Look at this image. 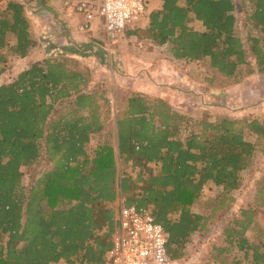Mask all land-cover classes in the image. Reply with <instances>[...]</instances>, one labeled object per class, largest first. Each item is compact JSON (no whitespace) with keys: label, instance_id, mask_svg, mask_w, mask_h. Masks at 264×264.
Wrapping results in <instances>:
<instances>
[{"label":"trees","instance_id":"trees-1","mask_svg":"<svg viewBox=\"0 0 264 264\" xmlns=\"http://www.w3.org/2000/svg\"><path fill=\"white\" fill-rule=\"evenodd\" d=\"M161 1L148 27L129 36L168 46L172 58L207 66L213 78L235 79L244 71L264 77V0ZM238 8L245 12V37L237 30ZM193 21L203 31L194 29ZM36 45L24 6L10 1L0 14V77L10 56L24 59ZM88 83L85 72L45 60L0 85V264H107L118 226L113 207L118 186L128 205L152 208L168 234L173 259L181 260L192 238L210 230L219 215L231 220L222 232L227 246L217 248L216 257L238 253L236 264H264V227L258 219L264 176L257 209L229 212L231 194L242 187L243 172L264 147V119L194 122L164 100L134 95L114 118L116 143L100 145L92 154L91 137L110 122L105 108L111 100L104 90L87 92ZM62 104L65 111L53 119ZM248 133L255 143L246 139ZM109 135L113 138V129ZM43 150L51 167L27 189L22 169L32 167ZM119 162L130 164L132 172L124 174ZM209 182L222 192L207 215L196 213Z\"/></svg>","mask_w":264,"mask_h":264},{"label":"rangeland","instance_id":"rangeland-1","mask_svg":"<svg viewBox=\"0 0 264 264\" xmlns=\"http://www.w3.org/2000/svg\"><path fill=\"white\" fill-rule=\"evenodd\" d=\"M10 1L19 2L24 6L25 13L31 24L33 37L36 39V42L39 45L38 47L40 48L37 50L38 53L36 55H30L25 61L21 60L19 57L10 56L5 65V72L0 77V85L11 83L16 79L20 72L26 68V66L34 62L42 64L45 59L64 62L68 67L81 70L86 74L87 72H90L91 80L86 87L87 92L100 93L104 90L107 93V98L118 96L117 99L119 100L120 96V99H122L116 102V104H111L113 109H109L110 114L108 115L110 122L106 124L107 127L103 133L93 137L91 151L99 144L115 142L116 130L114 118L117 115L116 107L121 111V107L124 106L126 94L124 92L126 91L124 87H127V84L129 86L132 85L133 81L131 78L136 77V71L141 72L143 70H152V64L161 56L164 59L172 58L169 54V47H159L151 41L140 40L135 35L129 36L128 33L121 35L118 40L109 44L105 40L102 32L99 31L98 35L93 40L95 43L100 41L105 49L106 47L107 49H114V46L117 45L123 46L126 52L129 51L127 52L129 60L134 64L137 63L141 65L137 68L129 67V70L127 69V71H124L123 65L120 63L121 66H117L115 70L118 73L122 72V74L126 72L128 75V78L126 79L127 82L117 76L116 79L113 80L111 78L113 71H111L109 66H105V62L103 61L107 60V57L99 47H96V44H92V50L88 52L84 47L75 43L76 41H72L66 35L64 36L62 24H60L62 23V20L59 17V13H61V9H63L62 0H0V14L6 12L7 5ZM69 7L72 6L70 5ZM69 10L72 11H69L72 15L76 14L73 7ZM236 16L239 19L237 30L245 37L249 33L247 29L243 30L242 26V22L245 20V12L238 8ZM77 25L78 23L75 25L76 28ZM40 27H43V32L39 29ZM192 27L198 31H203V27L199 22L193 21ZM258 34L257 31H253V35L257 36ZM9 40L10 45H13L14 38L10 37ZM53 47H64L66 50H64V54H60L56 49L53 50ZM129 47L131 49H128ZM176 62L177 65L173 66V70L171 71V74L168 75L167 79H164L167 76L164 73L152 77L153 72H148L150 78H155L156 81L153 82L154 86L151 87V89H153L151 90L153 95L148 97L146 95L144 96L148 99L154 100L162 98V96L169 99V95L172 99L175 98L174 95H178L182 98L179 100V106L174 107L171 105V107L185 113L186 115H184L191 118L194 122L202 120L203 117H208L211 121H214L217 117L241 118L247 116L249 119H264L263 76L259 74L249 75L244 71L235 79L227 80L217 76L213 78L211 69L207 66L203 65L200 67L199 63L189 64L178 60ZM143 66H145V69H143ZM101 72L103 75L100 74ZM183 72L187 76L185 78L186 81H184L182 77ZM209 76L212 78L211 84L205 81ZM104 80L108 84L105 83ZM112 83L116 86L115 89L113 88ZM106 84L109 87H107ZM118 86L121 87L122 90L118 91ZM128 92L132 93L133 91L128 89ZM66 107L67 104L60 105L58 112L53 116V119L61 115ZM112 129L113 138L109 135V131ZM194 130H196V127H194ZM246 139L253 143L256 142V136L253 134L248 133ZM46 167L47 162L42 157L41 162L31 170L24 169L25 188H28L31 178L38 176ZM152 167L154 170L158 169L155 165ZM122 169L123 172H126L127 174L132 172L130 164L128 166L123 165ZM242 175V187L233 192L230 196L233 199L231 210L229 211L230 214L235 213L238 215L241 209L245 207L257 209V190L259 189V183L264 176V147L258 149L254 162L250 168L243 172ZM133 176H135V173ZM221 192V187H217L211 182L206 184L202 193L201 204L194 209V212L207 215L211 208L214 207L215 199ZM219 212L220 214L222 213V211ZM258 219L264 227V206L259 208ZM230 220L231 218L228 220L227 217L220 219L219 215L214 217L209 225L210 230H206L201 234H196L192 238V241L186 246L185 256L179 260V264H236V257L240 255L238 253H225L216 257L218 253L217 248L227 246L222 232L224 229L223 227H226ZM248 235L251 236V239L258 240V236H254L251 231ZM238 258H240V256H238ZM239 264H252V262L250 260L241 261Z\"/></svg>","mask_w":264,"mask_h":264},{"label":"built area","instance_id":"built-area-1","mask_svg":"<svg viewBox=\"0 0 264 264\" xmlns=\"http://www.w3.org/2000/svg\"><path fill=\"white\" fill-rule=\"evenodd\" d=\"M152 0H69L67 5L84 21L80 33L92 31L95 21L107 43L111 44L129 31L143 30L150 23ZM118 226L107 264H179L168 252V234L156 222L151 207L128 205L124 198L118 204Z\"/></svg>","mask_w":264,"mask_h":264},{"label":"crops","instance_id":"crops-1","mask_svg":"<svg viewBox=\"0 0 264 264\" xmlns=\"http://www.w3.org/2000/svg\"><path fill=\"white\" fill-rule=\"evenodd\" d=\"M67 1H69V0H62V6H63V9H61V13H59V17H60V19L62 20V23H60V24H62V28H63V33H64V36L66 35L69 39H71L72 41H76L75 43H77V44H79V46H81V47H84L88 52H90L91 50H92V44H96V47H99V49H101V51L103 52V53H105V56L107 57V60H103L104 62H105V66H109L110 67V69H111V71H113V74L111 75V78L113 79V80H115L116 79V76L117 77H119V78H121V79H124L126 82H127V78H128V75H127V73L126 72H124V74H122V72H117L116 70H115V68L117 67V66H121L120 65V63L123 65V70L125 71H127V69L129 68V67H134V68H137V67H139V66H141L140 64H134V63H132L131 62V60H129V57H128V53L127 52H129V51H125L124 50V47L123 46H120V45H117V46H114V49H107V47H106V49H105V47H104V45H102V43L100 42V41H98L97 43H95V41H93L94 40V38H96V36L98 35V32L99 31H101L102 32V34H103V31H102V29L100 28V20H96L95 21V23H94V27H93V29H92V31H90V32H88V33H85V34H83V33H80L79 31H78V28H76V23H78V25L80 24V23H82L83 21H84V18L82 17V16H80V15H78L77 13L74 15H72L71 14V10H69L70 8H72V7H69L70 5H67ZM162 6H163V2L161 1V0H152V2H151V8H152V11H155V10H160V9H162ZM65 7V8H64ZM69 11H71V12H69ZM72 16V17H71ZM78 25H77V27H78ZM98 25H99V27H98ZM42 32H43V27H40L39 28ZM31 33H32V38H33V40L36 42V39L33 37V32L31 31ZM51 35H52V33H51ZM53 35H57V34H53ZM61 38V37H60ZM36 47H34L32 50H31V52H30V54L26 57V58H24V59H21V60H26V59H28V57L30 56V55H36L38 52H37V50L40 48V47H38L39 45H38V43L36 42ZM48 49V48H47ZM56 49V51L58 52V53H60V54H64V50H66L64 47H53V50H55ZM128 49H131L130 47L128 48ZM126 52V53H125ZM59 54V55H60ZM49 55H51V54H49ZM53 55V54H52ZM100 56V55H99ZM124 57H126V58H124ZM45 60H47V59H45ZM49 60V59H48ZM177 60H175L174 58H167V59H164V58H162V56L158 59V60H156L152 65V70H143V71H141V72H138V71H136V77L135 78H131V80L133 81L132 82V85L131 86H129L128 84H127V87H124L125 89H126V91H124L126 94H125V99H124V106L123 107H121V111H119L118 109H117V107H116V114H122L124 111H125V109H126V105H127V100L130 98V97H132V96H134V95H136V94H142V95H140V96H144V95H146L147 97L148 96H151V95H153V93H152V91L151 90H153V89H151V87H153L154 86V83L153 82H155L156 81V79L154 78V79H151L152 77H155V75H160L161 73H164V74H166L167 76L164 78V79H167L168 78V75H170L171 74V71L173 70V66H175V65H177V62H176ZM182 62V61H181ZM116 63V64H115ZM34 64H39V63H36V62H34V63H32V64H30V65H28V66H26V68L24 69V70H26V69H28V68H30L31 66H33ZM180 65V64H179ZM125 67V68H124ZM149 67V66H148ZM143 69H145V66H143ZM129 70V69H128ZM23 71V70H22ZM21 71V72H22ZM81 71V70H80ZM140 71V70H139ZM20 72V73H21ZM83 72V71H82ZM138 72V73H137ZM148 72H153V74H152V77L150 78V74L148 73ZM87 74L89 75V81L91 80V74H90V72H87ZM100 74H102L103 75V73L101 72ZM182 77H183V79H184V81H186L185 80V78L187 77L186 76V74L183 72V74H182ZM106 80V79H105ZM104 80V81H105ZM159 80V79H158ZM105 83H107L106 81H105ZM108 84V83H107ZM106 84V85H107ZM147 84V85H146ZM112 86H113V88L115 89L116 88V86L115 85H113V83H112ZM107 87H109L108 85H107ZM112 88V89H113ZM113 89V90H114ZM117 89H118V91H120V90H122L121 89V87H117ZM128 89L129 90H131V91H133L132 93H129L128 92ZM134 91H135V94H134ZM158 91V90H157ZM157 91H155V92H157ZM157 94V93H156ZM177 95V94H176ZM123 96H124V93H123ZM146 96H144V97H146ZM167 96V95H166ZM146 97V98H147ZM169 97V99L167 98V97H165V96H162V98H159V99H163L164 101H166L167 103H169V105L171 106H174V107H178L179 106V100L180 99H182V98H180L178 95L177 96H175L174 95V97L175 98H172L171 99V97H170V95L168 96ZM118 98V96H115V97H111V98H108V99H110L111 100V104L113 103V104H116V102H118L119 100H122V99H120V96H119V100L117 99ZM110 106H112V105H110ZM110 106H107V108H105L106 109V114H107V110L109 111V109H113V106L111 107V108H109ZM173 109H175V108H173ZM176 110V109H175ZM176 111H178V112H180L181 114H185V113H183V112H181V111H179V110H176ZM186 115V114H185ZM106 118H105V122H106ZM115 130H116V133H115V137H116V139H115V143H116V140H117V127H116V122H115ZM105 131V130H104ZM103 131V132H104ZM102 132V133H103ZM101 134V133H100ZM99 135V134H98ZM94 136H97V135H94ZM94 136H92L91 137V142H90V146H89V152L90 153H94V151H95V149L96 148H94L92 151H91V143H92V139H93V137ZM107 143H110V142H107ZM107 143H104V144H107ZM104 144H99V145H97V147L98 146H100V145H104ZM42 154H44V155H41L40 157H39V159L37 160V162L32 166V167H30V168H28V167H23V169H22V172H23V174H24V169H29V170H31L33 167H35L38 163H40L41 162V160H42V157L46 160V162H47V167L44 169V170H42L41 172H40V174L38 175V176H34V177H32L31 178V180H30V184H29V186H28V188L30 187V185H31V182H32V180H33V178H35L36 177V179L37 178H39L46 170H49L50 169V167H51V165H50V162L48 161V159H47V157L45 156V153H44V150L42 151ZM119 165H120V168H121V170L123 171V169H122V167H123V165H125V166H127V164H123L122 162H119ZM122 171H120V175H119V180H118V185L120 184V182H121V180H122V177H123V174H122ZM124 173V172H123ZM125 174V173H124ZM32 175V174H31ZM23 185H24V187H25V184H24V179H23ZM27 188V189H28ZM121 198H124L126 201H127V198L122 194V192H121V189H120V186H118V195H117V198H116V201L113 203V207H114V210H115V213L117 214V209H118V204H119V201H120V199ZM127 204H128V201H127ZM116 217V216H115ZM107 262H108V255H107Z\"/></svg>","mask_w":264,"mask_h":264}]
</instances>
